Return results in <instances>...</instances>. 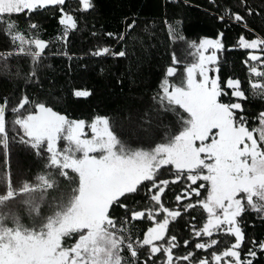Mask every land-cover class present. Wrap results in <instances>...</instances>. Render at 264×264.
Segmentation results:
<instances>
[{"label": "snow or ice", "instance_id": "obj_1", "mask_svg": "<svg viewBox=\"0 0 264 264\" xmlns=\"http://www.w3.org/2000/svg\"><path fill=\"white\" fill-rule=\"evenodd\" d=\"M64 4L0 0V33L6 37L0 70L10 71L13 57H27L31 64L23 79L39 82L48 42L40 38V24L32 16L49 6L59 8L63 34L57 39L66 42L77 22ZM80 6L92 7L90 0H80ZM238 6L237 12L225 10L237 25L252 32L249 17L260 15L264 22V9L255 12L249 0H238ZM21 14L29 22L24 32L14 19ZM106 35L126 39L124 34ZM222 36L192 42L194 59L185 64L179 83L169 79L178 69L167 67L153 97L157 107L142 115L130 113L115 121L96 116L86 124L31 99L26 90L0 100V264H254L258 253L264 254V239L249 240L244 230L249 211L264 220V108L249 114L240 79L208 74L217 70ZM234 47L246 54L252 95L264 99V33H241ZM91 54L126 57L127 51L98 46ZM179 62L174 54L172 64ZM15 75H21L19 69ZM74 95L89 93L75 90ZM165 112L179 118V128L167 130L156 143L154 132L164 127ZM133 142L148 147H133ZM10 144H19L34 158L38 171L31 179L13 175ZM172 185L179 189L175 207L163 202ZM197 209L202 222L190 211ZM182 213L187 214L188 232L176 233L170 224L183 219ZM137 221L151 224L133 238L128 225ZM245 242L251 245L246 251ZM124 249L130 259L122 255Z\"/></svg>", "mask_w": 264, "mask_h": 264}, {"label": "trees", "instance_id": "obj_2", "mask_svg": "<svg viewBox=\"0 0 264 264\" xmlns=\"http://www.w3.org/2000/svg\"><path fill=\"white\" fill-rule=\"evenodd\" d=\"M90 3L92 7L85 10L78 0H65L64 11L77 22V29L69 30L66 42L57 39L63 34V26L58 23L59 8L49 6L48 10H40L38 15L32 16V20L40 24V38L48 42L38 67L39 82L26 84L23 76L30 68V59L13 57L9 61L10 71L0 70V100L5 96L11 97L13 93L19 96L21 90H26L31 99L45 102L70 120L82 119L85 122L92 121L96 116L115 121L126 118L130 113L142 115L157 107L153 97L160 91L167 67L175 66L178 72L183 71L187 62L180 58L184 54L178 47L180 43L212 39L222 32L224 48L218 52L216 76L221 80L232 77L242 81L247 96L243 103L249 114L264 108V99L260 95L253 96L250 90L249 71L244 63L246 54L244 50L234 47L241 33L249 36L264 33V22L260 15L249 17L248 24L253 29L249 32L230 20L225 10L240 11L238 0H90ZM249 4L255 12L264 9L261 0H249ZM242 14L247 15L246 12ZM222 15L225 16L223 21L219 19ZM14 19L22 32L28 29L26 15H17ZM133 21V27L128 29L126 25ZM107 33L124 34L126 39L121 41L116 36L109 37ZM5 42L6 37L0 33V51L5 50ZM98 46L109 47L111 51L126 49L127 56L92 55V50ZM174 54L180 61L176 65L172 64ZM18 69L21 73L19 77L15 75ZM75 90L87 91L89 95L76 97ZM224 99L227 100V97ZM8 119H13L10 111ZM178 119L172 112L163 113L164 127L154 132L156 143L161 142L167 130L179 128ZM9 129L11 137L14 133L10 124ZM132 146L147 148L148 144L133 142ZM151 146L154 147L155 143ZM10 150L13 175L31 179L38 171L32 162L34 158L21 151L19 144H10ZM2 157L0 151V160ZM3 168L0 163V171ZM178 191L176 185L166 189L165 206H176L174 195ZM190 211L197 221L202 222V210ZM182 216L183 219L178 218V222L170 224V229L176 233L188 232L185 223L187 214L182 213ZM244 221L249 240L264 239V220L249 211ZM150 224V221L143 224L137 221L128 226L135 238L138 231L142 234ZM250 246L248 242L242 245L245 251ZM180 247H184L182 242ZM122 255L130 259L127 249L123 250ZM254 264H264V254L258 253Z\"/></svg>", "mask_w": 264, "mask_h": 264}, {"label": "rangeland", "instance_id": "obj_3", "mask_svg": "<svg viewBox=\"0 0 264 264\" xmlns=\"http://www.w3.org/2000/svg\"><path fill=\"white\" fill-rule=\"evenodd\" d=\"M79 1V3H80V0H78ZM199 41L200 40H198V41H195V43H199ZM192 42L190 41V42H188V41H184V42H182V43H180V46H178L179 47V49H181L183 52H184V54H182L181 56H180V58H182L183 57V61H185V62H187V63H191L192 61H193V59H194V57L192 56V52L194 51V49H191L190 47H189V45L191 44ZM212 50L211 49H208L206 52H205V54L207 55V54H210V52H211ZM181 54V53H180ZM217 56H218V53H217ZM213 66H211V65H209V68L211 69ZM184 68V67H183ZM182 74V72L180 73V72H177V74H175L173 77H170L169 79L173 82V83H179V79H178V77L180 76ZM210 76H216V71H209V73H208ZM91 123V121L90 122H86V124H90ZM86 135H91V131H90V129H86V133H85ZM63 145H64V141L63 140H60V141H58V146L59 147H63ZM18 175V174H17Z\"/></svg>", "mask_w": 264, "mask_h": 264}]
</instances>
